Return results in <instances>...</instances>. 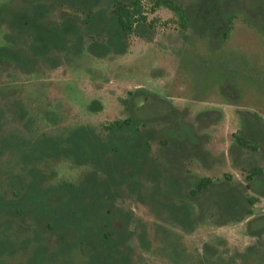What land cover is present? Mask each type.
Returning <instances> with one entry per match:
<instances>
[{"label":"trees","instance_id":"trees-1","mask_svg":"<svg viewBox=\"0 0 264 264\" xmlns=\"http://www.w3.org/2000/svg\"><path fill=\"white\" fill-rule=\"evenodd\" d=\"M223 1L181 6L174 0H152L151 8H167L181 28L191 24L200 34L226 39L232 13L228 0ZM53 11L55 19L48 16ZM145 21L152 23L142 0H22L15 8L0 0V66H7L13 77L27 78L37 69L55 67L59 55L81 48L95 56L122 54L129 35L142 34ZM120 101L123 117L98 127L76 124L57 134L42 131L31 142L1 129L0 107V154L18 150L21 165L18 173L11 166L2 170L11 196L0 194V264H141L148 241L144 228H129L131 213L120 203L123 197L147 200L155 213L184 231L198 219L217 225L243 220L245 234L262 238L264 212H252V205L264 198V118L258 112L238 110L239 125L230 133L228 158L242 179L225 171L212 179L190 173L188 163L206 166L210 153L202 145L203 132L173 104L142 87L127 90ZM12 106L20 118V103L12 101ZM87 107L97 109L99 102L91 99ZM43 114L54 120L50 111ZM212 115L209 109L194 118L204 122ZM60 157L85 167L78 180L46 179L40 165ZM16 218L18 243L9 228ZM263 243L256 240L227 261L207 264H236V256L245 264L246 253ZM23 247V257L15 258ZM202 249L214 252L206 243Z\"/></svg>","mask_w":264,"mask_h":264},{"label":"rangeland","instance_id":"rangeland-1","mask_svg":"<svg viewBox=\"0 0 264 264\" xmlns=\"http://www.w3.org/2000/svg\"><path fill=\"white\" fill-rule=\"evenodd\" d=\"M174 1L188 6L196 0ZM1 2L15 8L22 0ZM151 3L152 0H142L151 25L145 21L142 34L131 33L122 54L95 56L81 48L75 54L59 55L55 67L37 69L34 77L27 78L13 77L7 66H0V107L4 108L1 129L31 142L42 131L57 134L76 124L98 127L125 116L120 98L127 90L142 87L168 100L183 114V119L196 126V131L203 132L202 145L210 155L205 159L206 166L196 160L188 163L193 176L215 179L225 171L242 179L239 169L231 165L227 149L232 142L230 133L239 125L240 110H254L264 118V0H228L232 14L226 39L200 34L191 24L181 28L170 10L151 8ZM48 16L55 19L57 14L53 11ZM91 99L99 102L97 109L87 107ZM12 101H18L23 109L20 118L12 112ZM209 109L214 111L212 118L204 122L194 118L197 112ZM45 110L54 116L53 121L44 117ZM14 152H1L0 171L10 166L12 173L20 171L19 151ZM40 167L49 182L76 181L85 169L65 157L49 158ZM4 176L2 171L0 194L8 197L11 194ZM120 203L131 213L129 228L145 230L148 243L147 249H141V264L227 261L235 252H245L246 245L264 240V235L256 239L245 234L243 220L217 225L208 218L198 219L190 231H184L155 213L145 199L123 197ZM252 212H264V198L252 205ZM19 222L16 218L9 227L15 243L21 238L15 227ZM33 224L29 225L35 230ZM204 243L212 246L214 252H204ZM131 244L136 246L138 242L134 239ZM258 248L246 253L245 264H264V243ZM24 251V247L19 249L15 258L21 259ZM236 264H242L238 256Z\"/></svg>","mask_w":264,"mask_h":264}]
</instances>
